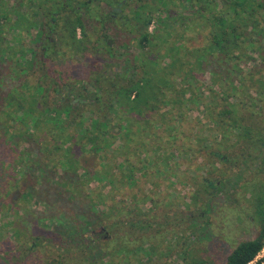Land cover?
Wrapping results in <instances>:
<instances>
[{"label": "rangeland", "instance_id": "obj_1", "mask_svg": "<svg viewBox=\"0 0 264 264\" xmlns=\"http://www.w3.org/2000/svg\"><path fill=\"white\" fill-rule=\"evenodd\" d=\"M40 1L3 0L4 9L9 14L12 13L10 24H13L11 20L18 19L14 12L20 14V9L22 10L24 4L36 6ZM160 17L161 15L158 18ZM163 18H166V15H163ZM0 21L5 26L3 46L7 47V53L0 55V155L7 154L10 158L15 152L19 157L20 152L26 153L27 149L30 151V157L24 156L22 163L13 158L10 164L9 162L5 164V161L0 159V190L4 194L1 195L0 192V228L11 224L5 229V232L9 231L6 239L0 243V264H14L17 263V259H21L19 264H193L198 261L209 264H226L228 255L240 243L254 240L258 236L261 226L256 198L264 195V151L252 149L245 158L235 157L239 162H245L239 169H236L240 174H236V170L233 172L229 167H225L220 160L210 157L208 153L213 150L220 152L221 159L225 158L228 161L229 157L239 154L240 149L233 147L235 139L230 135L222 138L218 135L220 130L217 127H214V131L210 130L212 124L207 123L208 118L202 117L199 107V109L195 107L192 111L182 109L178 121L169 114L163 116V113L169 109L167 107L155 117L160 124L162 123L159 127L149 130V135L139 132L126 146L127 155L132 157L131 164L136 168L141 167L140 161L145 160L147 154L159 148V154L167 156L170 161L169 169L166 171H157V169L163 170L164 166L158 159L156 167L147 170L146 175L137 170L135 185L128 184L127 170H118L114 186H110L105 181L99 182L93 177L86 179V170L95 173L107 171L112 166L118 168L126 153L119 149L116 153L114 152L113 148L123 143L117 139L115 145L105 151L108 162L106 165L103 164V152L95 153L90 150L89 146L84 152L82 144L76 146L73 154L81 158L82 167L76 175L64 174L60 166L52 163L57 162L63 151L55 150L53 145L60 136L47 133L50 125L31 131L29 134L27 126L19 123L15 116H9L11 113H16L15 109L18 108L19 103L22 106H28L30 95L36 93V86L40 82H43L46 92L44 95H38L37 100L45 97V101H50L58 96L50 93L49 79L52 76L44 77L36 71L28 72V74L21 72L24 63L23 53L25 49L33 47L31 44L26 46V40L21 41L22 24L20 29L9 30L7 20ZM156 23L157 21L151 25L152 32L156 29ZM99 26L96 24L92 31H87L89 45L101 35L102 31ZM191 28L190 33H186L185 44L189 49H198L207 43L208 32L201 27ZM35 30L32 32L35 33ZM17 38L20 40L18 41ZM118 45L120 46L116 52L117 58L127 64L129 69H133L134 74L138 75L137 78L143 76L144 69H149L148 64L159 69L161 73L171 70L167 68L172 60L164 57L165 49L157 50L153 47L140 49L138 35H124L116 41V47ZM55 46V51H52L54 58L53 55L51 56L53 63L49 65L52 70L53 68L58 69L57 74L61 84H72L73 79L68 80L70 77L67 76L70 74L74 77L73 86L76 89H86V93L80 97L79 101H76L75 106L83 99L86 100L84 102L86 105L81 108L85 111L87 125H90L97 120V116L92 115L93 111L103 113V108L105 110L103 103L105 98L103 100V97H109L107 91L110 90V83L104 82L103 75L109 74H104L103 69L112 68L109 64L114 62L113 60L108 62L106 57H103V43L99 53L87 54L80 53L81 51L77 49L73 51L66 44L60 45L57 42ZM73 52L75 60L72 62L73 67L71 66L72 72L68 73L69 56ZM134 56L139 58L135 59ZM188 57L182 58V61L178 63L179 69H186L188 64L193 63L192 55L189 59ZM255 59L244 69L246 74L248 72L253 74V81L242 88L251 89L242 90L240 96L244 99H248L250 94L257 89L263 90L264 87V63L257 56ZM144 63H147V66ZM163 68L166 70L162 71ZM174 71L175 74H169L168 77L173 80L177 89L170 91L167 88V90L169 98L177 96L180 98L179 83L182 80V74L177 69ZM113 73L115 77L118 74L117 71ZM198 75L200 79L191 89L197 97L202 99L205 93L214 86L204 72H198ZM97 94L100 98H97ZM58 99H62L61 96ZM14 100L13 105L8 103ZM99 101L102 102L99 103ZM260 105L264 107V102ZM241 109V114L249 118V110L242 106ZM177 112L178 108L175 113ZM145 114L150 119V114L148 112ZM118 119L113 118L116 122L114 125L117 126L114 129L116 133L122 130L120 125H126L123 119L117 122ZM138 119H133V121ZM175 121L177 125L173 132L163 124ZM260 122L264 121L260 120ZM7 130L15 132L18 139L25 135L29 136L30 141H15L17 144L15 146L8 141V135H5ZM67 132L72 136L76 135L75 129L67 130ZM35 140L43 142L44 147L40 142L39 145L33 143ZM119 153L122 160L117 156ZM172 155L175 158L173 160H171ZM37 156L40 157L37 159ZM41 158L46 167L41 164ZM36 162L45 168L44 172L36 167L28 169L31 166L29 164ZM19 174L24 175V178L22 179ZM223 175H231L235 182L239 180V183L228 186L223 193L219 194V197L214 199L211 212L204 216L202 212L206 208L208 191L203 185V180L209 178L216 183V180L222 179ZM62 177H64L61 179L62 183H67L68 187H72V198L64 193L68 188L56 185L55 178ZM16 182L20 183L12 190L11 187ZM26 188H29V191L34 188V199L18 198ZM77 189L79 191H76ZM101 190L105 196L103 211L109 208V211L115 214L116 220L124 221L125 224L120 223L121 225L116 227L111 223L107 226L108 220L104 217L103 221L99 220L97 223L99 226L95 227L91 233L87 230L77 239L74 237L65 239L58 233L54 234L55 230L52 229L48 219L63 211L68 213L65 219L68 221L74 219L76 230L86 228L85 219L75 218V216L80 210L86 208L90 200L86 194L94 192L92 199L97 202L99 198H102L98 194ZM10 202H13L15 206L12 210H8L7 204ZM46 203L49 206L48 209H46ZM25 211L32 212L31 220L35 221L34 225H30L28 229ZM128 217L129 219H126ZM106 226L107 230L104 229ZM14 230L19 231L18 237ZM63 230L69 234L72 232L70 227L68 231L66 228ZM24 244L33 247L30 251L24 252ZM8 252L11 256H16V260L11 259ZM262 255L259 258H262Z\"/></svg>", "mask_w": 264, "mask_h": 264}, {"label": "trees", "instance_id": "obj_2", "mask_svg": "<svg viewBox=\"0 0 264 264\" xmlns=\"http://www.w3.org/2000/svg\"><path fill=\"white\" fill-rule=\"evenodd\" d=\"M76 1L75 9L77 7L89 5V0ZM90 1L94 2V0ZM99 1H103V3L111 7L124 8L123 10L126 11V13H124L128 18V21L123 24L124 27L121 26V22L108 16L107 20L110 22L104 25L106 28H103V36L101 34L94 42H90L89 45L87 41L88 36L83 27L82 18H80L81 15H79V17H76L74 26L71 30L72 34H70V37L72 41L68 39V37L67 39L65 37V41L67 40L75 47L74 49H77L79 52L81 51L80 53L84 52V54L99 53L103 41V49H106L103 50V56L107 55L105 59H107L108 62H110V60L121 62L116 56L117 49L120 46L118 45L116 47V41L120 40L124 35H138L140 49L145 50L152 47L157 48V50L161 48L165 49L166 53L164 57L172 60L167 68L171 70L170 72L161 73L159 69H155V67L148 64L149 69H144L145 73L141 78H137V74L131 77L117 74L115 78L111 75H103L105 77L104 82L110 83V90L107 91L109 97H103V100L105 98V101H103L105 107V110L103 108V113L101 111H93L92 115H95V117L97 116V120L90 125H87L85 111L81 108L86 105L83 101H80L77 106L71 107L65 104L62 99H58V97L55 99L52 98L50 101H45V97L44 99L40 98V100H37L38 95H44L46 92L44 85H42V89L37 88L36 93L32 96L30 95L28 106L25 107L19 103L18 108L15 109L16 113H11L13 115L9 114V116H15L16 120L18 118L19 123L27 126L29 134L31 131H36L50 125L47 133L60 136L53 146L55 150L63 151V154L58 158L57 162H52L54 165L60 166L64 174H78V171L82 167V160L78 155H74L73 151L74 148L80 144H82L84 152L87 151L88 146L90 150L95 153L103 152V164L106 165L108 162L106 161L107 152L105 151L107 148H112L117 142L116 140L120 139L123 143L122 145L120 144L119 147L113 148L114 152L116 153L119 149L125 151L126 154L123 160L120 158V153L122 151L117 154L119 159L122 160L118 168L112 166L107 171L95 173L86 170V179L93 177L99 182L105 181L110 186H114L118 170H127L129 173L126 176L128 184L135 185V174L137 170L142 172L143 175H146L147 170L156 167L158 159L162 161L164 166L163 170L157 169V171L161 172L168 170L169 158L159 154V148L147 154L145 160L140 161L141 167L139 168L131 164L130 159L132 157L127 155V151L125 150L128 143L131 142L134 136H137L139 132L149 135V130L157 128L162 124H160L155 117L167 107H169V109L163 113V116L169 114L171 117L176 118L177 121L179 115L182 113V109L185 108L192 111L195 110V107H199L202 117H205V119L208 118L207 123L212 124L210 125L211 131H214V127H217L220 130V134L218 135H221L222 138H226L229 135L231 138H234L235 142L233 147H238L240 152L233 157H229L228 161L225 158L221 159L220 152L211 150L208 153L210 157L220 160L225 167H229L233 172L237 168L239 169L242 163L245 164L244 161L239 162L237 158H245L247 153H251L252 149L264 151V122H260V120L264 121V107L260 105L264 102V87L263 90L257 89L253 94H250L248 99H244L240 96L242 90H251L242 88L253 81V74H251V72L246 74L244 69L251 61L256 60V56L264 63V0ZM54 2V4H59L61 6L64 5L67 0H54ZM0 3V20H7V27H9V30L12 28L20 29L21 18H19V13L14 12L17 14L18 19L11 20L13 24H10V16L12 13L9 14V12L4 9L5 5L3 0H0ZM159 15H161V19L158 18ZM163 15H166V18H163ZM155 21H157V26L154 32H152L151 25ZM175 26L177 27L175 28ZM191 27H201L205 32H208V36H206L208 39L207 43L198 49H189L186 46L187 44H185L186 33H190V30H192ZM4 29L5 26L1 24L0 21V55H3L4 52L5 54L7 53V47L3 46L5 41ZM79 29L83 34L81 40L78 39ZM17 40L19 41L20 39L17 38ZM104 40H108L109 44ZM67 41L66 45L68 46ZM113 44L115 45L114 48L112 47ZM190 55L194 58V60H192L193 63L188 64L186 69H179L177 67L178 63L182 61V58H187L189 56V59ZM134 58L138 59L139 57L134 56ZM112 64L114 65V63H110L109 66L112 67ZM144 65L147 66V63H144ZM175 69L182 74V80L179 83L181 86V97L169 98V91L167 88H169L170 91L171 89H177L173 80L168 77L169 74H175ZM164 70H166V68L162 69V71ZM152 72L155 74H151ZM198 72H204V74L211 79L214 86L210 88L208 92H204V97L207 98L203 97L200 99L191 89L196 81L200 79ZM53 85L57 88L55 80ZM57 89L50 93L53 95L57 92ZM78 94L82 97L85 92L84 90H79ZM97 98H100L98 94ZM14 102L15 100L8 103L13 105ZM100 102L102 101H99V103ZM241 106L249 110V118L241 114ZM177 108L178 112L175 113ZM146 112L150 114V119L147 118L148 115L145 114ZM76 113L80 115H72ZM114 117H117V119L120 118V120L123 119L122 121H125L123 123L126 124L125 126L120 125L122 130L117 133L114 131L115 127H117L114 125V123H116L113 121ZM137 118H139L137 121H133V119ZM28 120H30V122ZM120 120L118 119L117 122ZM177 121L163 124L169 131L173 132L176 129ZM70 129H75L76 135L74 134V136H72L69 134L67 130ZM5 135H8V141L15 146H17L15 141L21 142L23 140H29V136L26 135L18 139L15 132L8 130L5 132ZM39 142V140L33 141L36 145ZM40 144L44 147L43 142H40ZM27 152H20L19 157L15 152L13 154L14 156L10 158H8L9 156L7 154L4 156L0 155V159L4 160L5 164H8V162L10 164L13 158L20 161L23 160L24 156L29 158L30 151L27 149ZM150 154L151 156H149ZM39 157L40 156H37L36 158L38 159ZM173 157L174 155H172L171 160L175 159ZM20 163H22V161ZM41 164L46 167L43 164V158H41ZM29 165H31L28 168L29 170L36 167L40 171H45V168L38 165V162ZM235 173L240 174L238 170H236ZM19 175L22 179L24 178V175ZM63 178L64 177L59 179L55 178L57 182L56 185L68 188L64 193L68 194L69 198H72V187H68L69 185H67V183H62L61 179ZM236 178L238 179L237 175ZM216 181L215 183L209 178L203 180V185L206 191H208L206 208L204 212H202L204 216L211 212L214 199L218 198L219 194L223 193L228 186L231 187L235 183H239V180L235 182L231 175H223L222 179ZM19 183L16 182L13 184L11 187L12 190L15 189ZM34 188L30 191L28 190L29 188L24 189L23 193L19 194L18 198L34 199ZM76 191L79 190L77 189ZM102 191L103 190L98 193L102 198H99L97 202H94L92 199L94 192H88L89 194H86V196L90 200L86 208L80 210L75 216V218L85 219L86 228L76 230L77 227L73 221L74 219H69V221L65 219L68 213L63 211L62 213L55 214L51 219H48L52 229L55 230L54 234L56 235L58 233L60 237L65 239H69V237L77 239L80 235L83 236L84 232L87 230L91 233L95 227L99 226L97 225L99 220L103 221L104 217L108 220L107 226L111 225V223L116 227L121 225L120 223L125 224L124 221H117L114 216L115 214L109 211V208L107 211H103V198H105V196ZM0 192L1 195H4L1 190ZM5 193L8 194V192ZM61 193L64 194L63 192ZM256 201L257 213L260 217L261 226L259 234L254 240L240 243L228 255L226 264H264V256L257 259L264 250V195L257 197ZM7 206L8 210L15 208L13 202L8 203ZM48 208L49 206L46 203V209ZM25 213L27 214L25 221H27L26 226L28 229L30 225H34L35 221L31 220L32 212L25 211ZM126 219H129V217ZM10 226L11 224H7L0 228V243H2L3 239H6L9 231L5 232V229ZM107 226L104 228L105 230L108 229ZM69 227L72 228L70 234L63 230L66 228L68 231ZM14 232L16 237H18L19 231L14 230ZM87 245L90 246V244ZM23 247L24 252H28L33 246L24 244ZM8 253L10 255V252ZM13 258L16 260V256H11V259ZM20 260L21 259H17V263L14 264H19L21 262ZM193 264L209 263L198 261Z\"/></svg>", "mask_w": 264, "mask_h": 264}, {"label": "flooded vegetation", "instance_id": "obj_3", "mask_svg": "<svg viewBox=\"0 0 264 264\" xmlns=\"http://www.w3.org/2000/svg\"><path fill=\"white\" fill-rule=\"evenodd\" d=\"M54 3V0H41L40 3L36 4V6L24 4L22 6V10L20 9L19 18H21V24L23 26L20 30L22 32L21 41L26 40V46L29 44L33 46L25 49L23 53L24 56H22V58L24 63L23 69L21 71L26 74L31 71H36L37 73L43 74L44 77L52 76V78L49 79L50 91H55L58 88L57 92L55 93L56 96H61L65 104L74 107L76 105V101H79L81 97V95L78 94L79 88L76 89L75 86H73L75 83L74 77L70 74H67V76L70 77L68 80L73 79L72 84H61V80L58 78L57 74L58 69L53 68L52 70L49 65L53 63V52L56 49V43L58 42L60 45L66 44L67 40L65 41V37L66 39L68 37V39L72 41L70 37V34H72L71 30L74 26L76 17H79V15H81L80 18H82L83 27L85 28L86 34L87 31L93 30L94 25L98 24L100 25L99 28L102 31V36L103 28H106L104 25L110 22L107 20L108 16H111L113 19L121 22V26L123 27V24L128 21V18L125 14L126 11L123 10V7H111L99 0H94V2L89 0L88 6H81L77 7L76 9V0H67V2L61 6ZM31 10L33 12H31ZM33 30L36 32L33 33ZM79 31L78 39L81 40L83 38V34L80 29ZM104 41L109 44L108 40ZM68 47L73 51L75 50V47L69 42ZM112 47L114 48L115 45L113 44ZM74 54L75 53L73 52L72 55L70 54L69 56L67 65L69 67L68 73L72 72L71 66L73 67L72 62L75 60ZM52 55L53 58H51ZM115 61H113L114 66H112V68L107 70L103 69L104 74H109L112 77H115L113 72L117 71L120 76L127 75L131 77L134 75V70L129 69L127 64L117 62V60ZM54 80L57 83V88L55 85H53ZM42 85L43 82L38 83L36 89H42ZM82 90H84L86 93V89ZM82 101L86 102L85 99Z\"/></svg>", "mask_w": 264, "mask_h": 264}, {"label": "built area", "instance_id": "obj_4", "mask_svg": "<svg viewBox=\"0 0 264 264\" xmlns=\"http://www.w3.org/2000/svg\"><path fill=\"white\" fill-rule=\"evenodd\" d=\"M261 254H263V255H262V257H263V256H264V250L262 251ZM261 254L259 255V257L261 256ZM259 257H258L257 259H260Z\"/></svg>", "mask_w": 264, "mask_h": 264}]
</instances>
